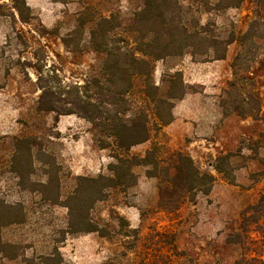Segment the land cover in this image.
Instances as JSON below:
<instances>
[{
  "label": "rangeland",
  "instance_id": "374dc122",
  "mask_svg": "<svg viewBox=\"0 0 264 264\" xmlns=\"http://www.w3.org/2000/svg\"><path fill=\"white\" fill-rule=\"evenodd\" d=\"M220 1L178 3L181 22L189 40L197 38L198 52L210 45L211 36L223 37L224 43L237 41L231 80L236 86L227 85L220 103H227V116L240 107L254 117L222 125L218 139L226 154L234 155L226 168L231 177L214 168L221 154L210 151V143L173 139L155 115L157 98L179 95L184 69L194 62L209 66L210 52L192 56L190 48L182 56L151 60L150 77H130V88L124 85L129 92L120 100V108L127 109L125 119L140 111L149 117L150 140L132 147L130 154L144 157L159 146L160 160H165L160 165L165 166L172 153L183 152L215 182L210 194L196 191L193 201L169 212L160 207L158 180L147 177L146 167H134L137 184L108 189L106 199L90 211V219L105 231L102 236L67 233L64 204L77 177L111 175L112 152L96 141L106 136L76 114L59 116L39 110V103L43 109L54 103L71 108L65 103L78 94L98 101L96 80L106 103L110 53L123 47L144 49L131 30L143 0H29L35 10L29 6L24 11L27 22L14 0H0V264H232L250 253L264 257L256 225L244 224L243 215L264 194V0H245L235 8ZM103 19L109 22L107 36L98 26ZM185 89L196 94L204 87ZM169 111V106L160 107L165 120ZM84 130L89 147L81 150ZM237 130L245 134L236 144ZM241 240L245 246L237 243Z\"/></svg>",
  "mask_w": 264,
  "mask_h": 264
},
{
  "label": "trees",
  "instance_id": "16d2710c",
  "mask_svg": "<svg viewBox=\"0 0 264 264\" xmlns=\"http://www.w3.org/2000/svg\"><path fill=\"white\" fill-rule=\"evenodd\" d=\"M244 1L221 0L220 3L225 2L227 7L235 8L239 7ZM142 5V10L136 14L134 19L135 27L131 30L137 35L136 41H139L144 49L125 50L123 47L119 48L114 54L113 52L110 53L112 60L107 59V62L110 63L107 79L110 87L107 90L109 99L105 101L106 103L102 99L100 100L104 91L98 80L94 82V87L97 90L96 95L98 96L96 100L98 101H90L88 96H80L77 93L74 102L65 103L72 105L71 108H63L54 103V106L50 105L43 109L41 103H39V110L54 111L59 116L76 114L90 122L94 130H99L106 136L97 137L98 147L102 150L110 149L112 152L111 157L114 159V162L108 165V170L111 173L109 176L101 174L94 178L77 177V186L74 192L67 198L66 202L63 201L69 215L66 232L70 234L98 232L100 235L106 236L105 231L90 219V211L95 203L106 199L108 189L135 186L137 175L133 171L134 167H146L147 177L158 180L160 207L169 212L177 211L186 200L193 197L196 191H201L206 195L210 194L215 182V177L211 173L202 172L195 165L191 156L183 152L172 153L165 166L160 165V162L165 160H160L161 148L159 146L149 149L144 157L130 154L132 147L150 140L149 117L146 112L140 111L134 118L127 120L124 118L127 109L122 110L120 108V100L129 92L128 89L124 88V85L127 84V88H130V77L140 75L149 78L153 69L151 60L163 59L169 56H182L190 48L193 50L192 56L202 52L201 50H203V55H207L210 48L217 49L220 45H224L223 49H225L227 45V42L211 39L210 45L205 46V49H200L198 52L197 38L189 40V31L181 22V6L178 0H143ZM14 6L22 21L27 22L24 11H30V7L27 5L26 0H14ZM108 25L107 19H103L98 24L101 33H104L105 36L110 32ZM95 32L96 30L92 33L94 37ZM200 41L198 40V42ZM102 51L109 52L108 49ZM136 54H139L140 57ZM179 82V95L171 94L166 99L159 97L157 103H154L155 115L161 122V126L167 125L173 120L171 110L174 103L182 99L187 93L183 79L180 78ZM229 85L235 87L236 83L230 81ZM146 86L151 88L152 85L146 83ZM169 88L173 90L174 86ZM221 104L224 115L227 116L228 114L225 111L227 103L221 101ZM162 105L169 106L170 111L167 120L160 113ZM233 113L242 118L248 115L254 117L240 107H235ZM261 138L264 139V133H262ZM233 156V153L219 156L214 167L228 178L231 177V173L226 168L230 167L229 161ZM190 201H193V199ZM243 215L244 224L247 222L255 224V231L258 232L264 243V194L255 205L248 206ZM237 243L242 246L246 245L243 240ZM232 264H264V257L257 253L256 255L250 253L237 259Z\"/></svg>",
  "mask_w": 264,
  "mask_h": 264
},
{
  "label": "crops",
  "instance_id": "0c3cea01",
  "mask_svg": "<svg viewBox=\"0 0 264 264\" xmlns=\"http://www.w3.org/2000/svg\"><path fill=\"white\" fill-rule=\"evenodd\" d=\"M26 1L28 6L35 10L29 0ZM210 38L221 42L224 40L223 37L219 36H211ZM236 43V40H228L225 49L221 47L210 48L209 66L200 65L202 67H199L197 62H194L192 65H188L184 69L185 71L180 70L186 78L184 80L185 85H202L204 87L203 93L190 94L187 92L182 99L177 100L171 110L173 120L163 126V132L177 140L190 137L196 142L210 143V151L221 155L228 152L225 145L218 139L223 131L222 125L228 121L240 122L242 118L235 114L225 116L220 99L223 98L227 85L234 77L232 62L238 52ZM205 99L207 100L206 103L204 102ZM242 123L244 122L242 121ZM59 124H61V120ZM81 133L78 148L84 150L86 146L89 147L87 143L85 144L86 138L83 136L87 135V132L84 130ZM234 134L237 144L240 137L245 133L239 134L237 130ZM209 140L210 142H208ZM96 154L99 156L98 153ZM102 164L99 161V165L102 166Z\"/></svg>",
  "mask_w": 264,
  "mask_h": 264
}]
</instances>
